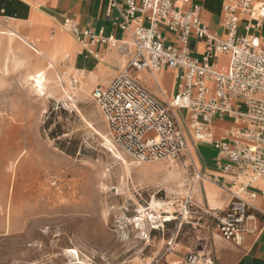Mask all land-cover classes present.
<instances>
[{
    "label": "rangeland",
    "instance_id": "374dc122",
    "mask_svg": "<svg viewBox=\"0 0 264 264\" xmlns=\"http://www.w3.org/2000/svg\"><path fill=\"white\" fill-rule=\"evenodd\" d=\"M13 25L0 20V31ZM50 32L70 33L60 25ZM126 57L122 66H105L90 90L67 59L47 74V89L40 91L28 79L36 67L6 45L0 49V264H72V249L86 264H178L189 252L212 251L220 213L205 209L206 154L199 142L176 161L136 164L121 150L125 160L117 159L101 136L110 139L92 91L109 84L127 66ZM93 61L86 71L100 66ZM141 78L152 94L168 100L146 73ZM164 83L169 92L175 89L172 75ZM184 206H192L188 214Z\"/></svg>",
    "mask_w": 264,
    "mask_h": 264
},
{
    "label": "built area",
    "instance_id": "2783aa9c",
    "mask_svg": "<svg viewBox=\"0 0 264 264\" xmlns=\"http://www.w3.org/2000/svg\"><path fill=\"white\" fill-rule=\"evenodd\" d=\"M179 2L109 0L108 17L126 35L121 40L81 30L72 19L62 28L98 60L94 44L118 43V50L129 55L127 66L109 84L92 91L112 150H121L136 164L173 162L191 142H201L227 161L224 171L248 179L241 184L242 196L233 193L227 209L215 216L219 236L241 245L245 235L259 230L250 211L264 197V188L252 187L259 181L264 185V0H224L221 31L204 23L198 3ZM242 26L244 34L239 36ZM192 39L204 42L201 58L190 51ZM167 71L174 75L177 92L164 101L149 91L141 76L146 73L163 92L159 76ZM217 120H231L233 127L219 136ZM191 207L184 206V212ZM178 264L216 260L208 250L189 252Z\"/></svg>",
    "mask_w": 264,
    "mask_h": 264
},
{
    "label": "crops",
    "instance_id": "0c3cea01",
    "mask_svg": "<svg viewBox=\"0 0 264 264\" xmlns=\"http://www.w3.org/2000/svg\"><path fill=\"white\" fill-rule=\"evenodd\" d=\"M193 1L201 6L204 23L212 31H221L224 0ZM177 2L180 3L179 0ZM108 6L109 0H0V20L12 21L14 24L13 31L18 32L25 38L32 39L38 45L46 48L50 46L52 36H54L50 31L58 25L62 27L66 19L75 21L81 30H90L95 34L102 32L104 36H113L116 40L126 38V35L118 27L114 26L112 19L108 17ZM111 15L116 16L117 11H112ZM203 45L204 42L202 40L192 39L190 41L189 47L193 56L198 58L203 56ZM113 48H115L114 45H92V49L96 53L106 57H101V60L96 59L85 49L74 56V64L83 70H88L95 65L93 59L101 63L99 67H95L97 70L89 73L87 85L89 90L96 78L105 74V66L108 65L115 68L118 65L122 66L126 62V53L116 52ZM64 50L70 52L77 50V43L69 33H65ZM168 75H172L174 79L175 89L172 92L166 89L164 83V79ZM159 78L163 88L162 95L168 97V100L164 101H169L177 92L174 75L172 72L167 71L161 74ZM149 80L151 81V79ZM215 125L218 128L217 132H219L233 125V122L231 120H217ZM197 147L200 152L206 154V157H202L204 160V182L201 185L203 196L207 203V206H205L206 212L209 214H212V211H216L214 212L215 214L217 212L221 213L227 209L232 201L234 189L237 187L241 188V184L246 183L240 182V179L246 178L243 176L236 177L232 173L224 171L223 166L227 164V161L219 158L218 152L213 146L199 142ZM201 147L203 148L202 150ZM252 187L256 190H261L264 185L262 182H257ZM226 193L230 195V198ZM256 201L264 203V197L260 196ZM14 204L17 205L16 198ZM263 207L254 205L251 209L250 212L257 217L259 230L254 234L245 235L241 245L226 241L219 234L217 238L213 239L212 252L216 264H264ZM173 264H177V262Z\"/></svg>",
    "mask_w": 264,
    "mask_h": 264
},
{
    "label": "bare ground",
    "instance_id": "6f19581e",
    "mask_svg": "<svg viewBox=\"0 0 264 264\" xmlns=\"http://www.w3.org/2000/svg\"><path fill=\"white\" fill-rule=\"evenodd\" d=\"M71 36L73 37V39L77 43V50L75 52L74 51L70 52V51L64 50L65 33H62V32H57L56 34H54V36H52V42H51L50 46H48L46 48V47L38 45L35 41H33L30 38L28 39V38L21 36L16 31H13V30H9L6 32L0 31V49H2V47L4 45H6L9 49V52L13 53L15 56L19 57L25 64L33 65L36 67L37 70L35 71L34 74L29 75L28 79L30 81H33L36 84V87L40 91H44L47 89L44 85V83L47 81V74L48 73L53 74L54 71H57L59 69V66L61 65V63L66 61L67 59H70V61H71L70 64H68V68L71 70L72 69L75 70L76 74H80L82 77H84V80H83V78L82 79L79 78V79H80L81 84H85V82L87 81V79L89 77V73H93V71H91V72H88L86 70L77 71L76 69H74V67H73L74 66V56L76 54H78L79 52H81L82 50L79 48L80 43L76 40V38L73 35H71ZM13 43L19 44V47L15 48L13 46ZM22 45L23 46L25 45L28 49H30V51H32V53H30L27 50L28 53L26 54L24 51L25 46L23 47ZM82 62H83V60H82ZM73 78H74V76H73ZM74 79L78 80L77 78H74ZM101 136L103 137V139L106 141V143L111 148L112 146H111L110 139H108L107 136H103L102 134H101ZM112 151H113V153L117 159H120L122 161L125 160V158L122 156V154L118 150L113 149ZM125 164L127 165V162H125ZM259 182H261V181H259ZM149 217L152 219L154 218V216L151 214H149ZM138 221H144V219L138 218ZM67 253L73 255V257H74V260H73L74 262L72 264H86L81 259L78 251L72 249L70 251H67Z\"/></svg>",
    "mask_w": 264,
    "mask_h": 264
}]
</instances>
